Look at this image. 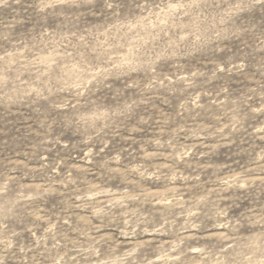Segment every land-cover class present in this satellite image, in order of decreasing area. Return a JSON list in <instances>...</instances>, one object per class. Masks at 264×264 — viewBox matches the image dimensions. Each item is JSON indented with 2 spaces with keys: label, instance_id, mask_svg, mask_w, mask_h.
<instances>
[{
  "label": "rangeland",
  "instance_id": "1",
  "mask_svg": "<svg viewBox=\"0 0 264 264\" xmlns=\"http://www.w3.org/2000/svg\"><path fill=\"white\" fill-rule=\"evenodd\" d=\"M0 264H264V0H0Z\"/></svg>",
  "mask_w": 264,
  "mask_h": 264
}]
</instances>
